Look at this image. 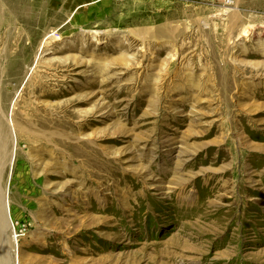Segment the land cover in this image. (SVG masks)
I'll list each match as a JSON object with an SVG mask.
<instances>
[{
  "label": "rangeland",
  "instance_id": "1",
  "mask_svg": "<svg viewBox=\"0 0 264 264\" xmlns=\"http://www.w3.org/2000/svg\"><path fill=\"white\" fill-rule=\"evenodd\" d=\"M80 6L0 0V264H264V0Z\"/></svg>",
  "mask_w": 264,
  "mask_h": 264
},
{
  "label": "water",
  "instance_id": "2",
  "mask_svg": "<svg viewBox=\"0 0 264 264\" xmlns=\"http://www.w3.org/2000/svg\"><path fill=\"white\" fill-rule=\"evenodd\" d=\"M4 204H5V202L3 200V193H2V197H1V218H2L3 223L7 226L8 230H9L8 221L10 222L12 228H13V224L10 221L8 208H7V216H5V214H4Z\"/></svg>",
  "mask_w": 264,
  "mask_h": 264
},
{
  "label": "crops",
  "instance_id": "3",
  "mask_svg": "<svg viewBox=\"0 0 264 264\" xmlns=\"http://www.w3.org/2000/svg\"><path fill=\"white\" fill-rule=\"evenodd\" d=\"M85 1H88V0H64V2H65L66 4L74 3L75 6H76V8H77V7L80 8V7H81L80 5H82L83 3H85ZM78 8H77V9H78ZM77 9H76V10H77ZM67 13H68V12H65V14H64V12H63V14H64L65 16H67V15H66ZM66 18H68V16H67Z\"/></svg>",
  "mask_w": 264,
  "mask_h": 264
},
{
  "label": "bare ground",
  "instance_id": "4",
  "mask_svg": "<svg viewBox=\"0 0 264 264\" xmlns=\"http://www.w3.org/2000/svg\"><path fill=\"white\" fill-rule=\"evenodd\" d=\"M94 34H96V33H94ZM40 55V54H39ZM9 170H11V167H10V169ZM7 208H8V206H7ZM7 208H6V216H7Z\"/></svg>",
  "mask_w": 264,
  "mask_h": 264
}]
</instances>
